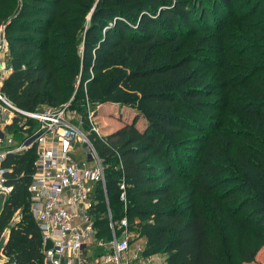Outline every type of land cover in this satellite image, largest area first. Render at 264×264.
I'll return each instance as SVG.
<instances>
[{
    "label": "trees",
    "instance_id": "1",
    "mask_svg": "<svg viewBox=\"0 0 264 264\" xmlns=\"http://www.w3.org/2000/svg\"><path fill=\"white\" fill-rule=\"evenodd\" d=\"M235 14L241 21H235L238 34L229 22ZM243 17L253 22L243 23ZM2 20H10L6 36L12 69L2 92L17 107L58 109L76 92V103L86 98L93 108L131 111L132 120L105 140L95 134L91 138L107 166L112 219L117 224L127 217L129 228L146 240L144 255L165 257L164 264L254 260L264 246V141L253 140L256 146L247 161L256 166L255 180H249L252 190L235 200L237 190L221 192L232 174L223 148L233 136L223 123L231 108L264 121V0H0ZM235 49L239 55L229 54ZM210 51L221 58L238 57L236 70L227 65L230 70L216 72L221 84L208 78L211 68L203 72L198 67L201 55ZM217 91L224 93L210 100ZM208 113H218L219 119ZM10 129L16 140L24 137L16 123ZM190 132L196 136H187ZM35 161L32 148L9 153L2 163L4 183L12 188L0 218V237L10 230L5 264L43 261L28 191ZM186 178L200 195L225 204L218 203L213 213L196 203L179 207L175 187ZM123 182L126 205L120 200ZM96 194L97 238L108 240L100 183ZM223 226L238 241L232 248L237 263L225 256ZM254 237L257 249L243 257L245 238Z\"/></svg>",
    "mask_w": 264,
    "mask_h": 264
},
{
    "label": "built area",
    "instance_id": "2",
    "mask_svg": "<svg viewBox=\"0 0 264 264\" xmlns=\"http://www.w3.org/2000/svg\"><path fill=\"white\" fill-rule=\"evenodd\" d=\"M9 42L6 26H0V192L10 194L12 188L4 183L2 163L9 153L36 151L35 173L29 186L30 212L42 235L43 261L33 264H153L144 255L140 244L132 247L127 217L115 224L106 190V168L97 152L92 134L105 140L97 124L90 120V131L85 134L79 124L67 115L66 107H42L39 111H25L17 107L2 92L11 66L8 63ZM91 118V117H90ZM80 122V121H79ZM16 123L24 137L14 138L9 131ZM82 123V122H81ZM105 142V141H104ZM81 147L87 160L79 162L74 153ZM102 184L111 238H97L95 214L98 204L96 189ZM120 200L126 205L125 183ZM20 217L17 216L16 219ZM117 230L121 236L117 235ZM52 248L45 250L47 241ZM96 246L104 252L90 256L86 250Z\"/></svg>",
    "mask_w": 264,
    "mask_h": 264
},
{
    "label": "rangeland",
    "instance_id": "3",
    "mask_svg": "<svg viewBox=\"0 0 264 264\" xmlns=\"http://www.w3.org/2000/svg\"><path fill=\"white\" fill-rule=\"evenodd\" d=\"M241 11L240 14H242ZM242 16V15H241ZM10 21V20H9ZM8 20L0 21V26H6L9 22ZM238 22L241 25V21L238 20L237 15L235 14L233 18L229 22L235 23ZM243 23L247 22L251 24L253 22V18L247 19V17L242 18ZM238 24H234V31L233 33L238 34L240 29L238 28ZM82 47H80L81 49ZM187 47L183 50L185 52ZM233 53L235 55H239L240 50H230L229 54ZM202 56V64L198 65L203 72L207 69L206 67L211 68L209 72V77L213 76V79L217 80L219 84H221V79L216 76V72H225V70H230L227 65H230L231 68L236 70L238 66V57L232 56L227 58H221V56L217 55L214 51H210V53H204ZM224 64V65H223ZM79 87V80L76 82V88ZM77 90V89H76ZM75 90V91H76ZM217 95L210 100H218L224 91H217ZM76 92H73L63 104V107H66V115L75 123L79 124L82 131L85 134H88L90 131V120L96 122L97 127L100 129L101 133L105 135L107 132H113L120 128L126 121L132 120V113L131 111L121 109L119 107H112V106H104V105H96L93 108L92 103L85 98L81 102H75ZM236 105H240L241 101H236ZM79 106V107H77ZM77 108H80L83 112H79ZM233 110L232 113L227 114L226 123H223V129L226 133L231 136L232 140L229 144L225 145L223 148L225 162L228 166L232 169V174H230V178L225 181L222 185L221 192H227L229 194L230 190H237L235 193V200H241L244 198V195L251 191V185L249 184V180H255L256 177V166L249 165L247 163L248 159L254 153V146L255 139H261L264 141V121L260 119H252L247 118L244 114L239 113L237 110L231 108ZM209 116H216L219 119L218 113H208ZM91 117V118H90ZM80 121V122H79ZM125 121V122H124ZM82 122V123H81ZM142 121H138V124L141 125ZM249 125H251V129H248ZM11 133L14 134L12 129H9ZM242 132V136H236V133ZM207 135V132H205ZM233 134V135H232ZM252 134V135H251ZM187 136H196L194 132H190ZM14 138H17L16 134H14ZM241 142V143H240ZM74 159L79 162H84L87 160V152L79 147L76 152L73 154ZM256 163H261L258 160L255 161ZM200 193L193 183L189 182V179L186 178L184 180H180L175 187V198H177V205L179 207L187 206L186 204H200L206 210H210V213L216 209L217 204H225L224 200H220L219 198L215 197H204L200 195ZM196 195V196H195ZM224 217L223 215L221 216ZM226 222V221H225ZM218 227L219 225H215ZM224 227V253L225 256L230 259L232 262L237 263L238 255L235 254V251L232 250L233 245L238 242L237 240L234 242V235L231 234L230 229H225ZM221 229V227H220ZM131 233L135 235L134 239H141L142 237L135 232L133 229H130ZM233 232V231H232ZM145 240V239H144ZM108 241V240H107ZM146 241V240H145ZM240 245V244H239ZM258 247V240L257 237H254L251 241L249 238H245L243 242V247L240 249L243 250V257H248L253 254V252ZM242 264H264V246L258 248L256 250V255L253 261L244 262Z\"/></svg>",
    "mask_w": 264,
    "mask_h": 264
},
{
    "label": "water",
    "instance_id": "4",
    "mask_svg": "<svg viewBox=\"0 0 264 264\" xmlns=\"http://www.w3.org/2000/svg\"><path fill=\"white\" fill-rule=\"evenodd\" d=\"M7 198H8V194L4 192H0V218L5 210ZM9 235H10V230L6 229L0 237V264H5L6 262H8V258L5 255V249L9 241ZM51 248H52V242L48 240L45 246V250Z\"/></svg>",
    "mask_w": 264,
    "mask_h": 264
},
{
    "label": "crops",
    "instance_id": "5",
    "mask_svg": "<svg viewBox=\"0 0 264 264\" xmlns=\"http://www.w3.org/2000/svg\"><path fill=\"white\" fill-rule=\"evenodd\" d=\"M10 74V73H9ZM8 74V75H9ZM112 132H107L105 135L111 134ZM132 247H135L136 244H140L142 247H144L146 249V241L144 240V238L141 239H133L131 241ZM88 252V254L92 257H94L95 255H99L101 253L104 252L103 249H100L96 246H92L90 247L88 250H86V253ZM151 258L153 259V264H164L165 261V257L159 256V255H155V256H151Z\"/></svg>",
    "mask_w": 264,
    "mask_h": 264
}]
</instances>
